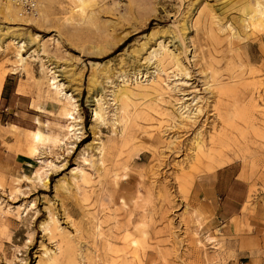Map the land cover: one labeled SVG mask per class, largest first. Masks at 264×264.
<instances>
[{
  "label": "rangeland",
  "instance_id": "374dc122",
  "mask_svg": "<svg viewBox=\"0 0 264 264\" xmlns=\"http://www.w3.org/2000/svg\"><path fill=\"white\" fill-rule=\"evenodd\" d=\"M86 1L0 0V264H264V0Z\"/></svg>",
  "mask_w": 264,
  "mask_h": 264
},
{
  "label": "crops",
  "instance_id": "0c3cea01",
  "mask_svg": "<svg viewBox=\"0 0 264 264\" xmlns=\"http://www.w3.org/2000/svg\"><path fill=\"white\" fill-rule=\"evenodd\" d=\"M10 78L9 75L5 77L1 94L3 90L5 94H14L18 92L16 85L10 83ZM0 96L2 97V95ZM26 164L32 165L30 160L24 159L19 154L9 152L3 147L0 141V173L6 174L7 172L24 171V168L27 167L28 169V166H25ZM210 174H212V179L217 181L215 183L216 188L213 192L205 195L208 197V201H214L220 216L223 219L230 220L238 215L239 211L242 209V205L248 195L249 185L240 177V169L234 167L233 163L217 167Z\"/></svg>",
  "mask_w": 264,
  "mask_h": 264
},
{
  "label": "bare ground",
  "instance_id": "6f19581e",
  "mask_svg": "<svg viewBox=\"0 0 264 264\" xmlns=\"http://www.w3.org/2000/svg\"><path fill=\"white\" fill-rule=\"evenodd\" d=\"M79 2H80V8L78 9V10H82L83 11V8H84V6L87 4V2L88 1H86V0H78ZM256 2V13H255V15H249L248 17H249V19L251 20V22H252V24L255 26V25H257L258 23H262L263 22V19H264V4H262L260 1H255ZM250 6L249 5H247V7H246V10H247V12H249L250 11ZM254 9V8H253ZM20 47L22 48L23 47V45H20ZM20 48V49H21ZM5 77H6V73L5 72H0V95H1V91H2V87H3V84H4V80H5ZM53 79H55V78H53ZM55 82H53L52 84H54ZM60 84H57L56 86H55V89L57 90V93L58 94H60ZM69 97V95H67L66 93H64V98L65 99H67L68 97ZM73 99V98H72ZM75 106H77V104L75 105ZM75 109H77L78 110V108L76 107ZM94 116L98 119V118H102L101 117V114L99 113V111H95L94 112ZM73 118H75V117H73ZM76 120V119H75ZM79 128H75L74 126H72V128L70 129V131H74L73 133H72V135L71 136H75L76 138L78 137V135L77 134H79L80 133V131L77 133V130H78ZM37 136V138L38 139H40V134L39 135H36ZM81 137V136H80ZM80 137L78 138V139H80ZM73 138V137H72ZM75 138V139H76ZM71 147V146H70ZM35 149L36 148H33V152H35ZM32 153V152H31ZM57 167V166H56ZM127 243V242H126ZM140 248V247H139ZM134 254V257H135V259H137V253H133Z\"/></svg>",
  "mask_w": 264,
  "mask_h": 264
},
{
  "label": "built area",
  "instance_id": "2783aa9c",
  "mask_svg": "<svg viewBox=\"0 0 264 264\" xmlns=\"http://www.w3.org/2000/svg\"><path fill=\"white\" fill-rule=\"evenodd\" d=\"M17 4L21 11L28 14H37L38 0H13Z\"/></svg>",
  "mask_w": 264,
  "mask_h": 264
},
{
  "label": "trees",
  "instance_id": "16d2710c",
  "mask_svg": "<svg viewBox=\"0 0 264 264\" xmlns=\"http://www.w3.org/2000/svg\"><path fill=\"white\" fill-rule=\"evenodd\" d=\"M128 40V38L126 39V40H124L118 47H121V46H123L124 45V43L126 42ZM4 89H5V87H4ZM2 97H7V95L8 94H5V91L3 90V92H2ZM10 121H12V119H9Z\"/></svg>",
  "mask_w": 264,
  "mask_h": 264
}]
</instances>
